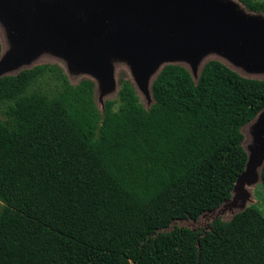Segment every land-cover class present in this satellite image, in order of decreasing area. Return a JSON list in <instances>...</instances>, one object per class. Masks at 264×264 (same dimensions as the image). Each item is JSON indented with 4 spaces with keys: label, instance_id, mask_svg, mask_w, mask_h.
<instances>
[{
    "label": "trees",
    "instance_id": "1",
    "mask_svg": "<svg viewBox=\"0 0 264 264\" xmlns=\"http://www.w3.org/2000/svg\"><path fill=\"white\" fill-rule=\"evenodd\" d=\"M237 1L264 14V0ZM119 85L100 110L92 81L72 84L56 64L0 77V264H264L255 205L203 233L159 231L230 199L264 80L218 60L194 80L169 63L148 108L129 81Z\"/></svg>",
    "mask_w": 264,
    "mask_h": 264
},
{
    "label": "rangeland",
    "instance_id": "2",
    "mask_svg": "<svg viewBox=\"0 0 264 264\" xmlns=\"http://www.w3.org/2000/svg\"><path fill=\"white\" fill-rule=\"evenodd\" d=\"M143 1L154 5L159 13L168 6L167 13H169L175 6L174 17L181 21L182 32L194 33L191 34L193 37L189 38V42L191 39L194 41V37L200 38V36H204L205 41L199 44L190 42L188 49H183L180 53L154 51L150 54L149 60L143 55L133 59L122 53L118 45L109 43L110 46L105 45L101 53L94 50L85 52L82 47L70 41L63 32L67 28L60 21H57L60 25L58 28L53 29L54 26H50L48 22L49 29L43 25L31 41H23L16 21L10 19L13 17L0 7L2 44L0 76L13 75L38 64H56L72 84L82 79L92 81L94 100L100 110L106 100L117 98L119 79L129 81L141 104L148 108L153 103L150 83L160 69L169 63L184 66L196 79L201 66L206 61L218 60L243 76L264 80V15L262 13L246 9L237 0ZM54 14L48 12L46 16L51 17ZM201 15H211V17L209 20L196 21ZM61 17L59 19L62 21L63 17ZM187 18L191 21H183ZM205 20L209 21L207 25ZM205 25L212 32L204 31ZM53 85L54 81L45 77L37 87L47 91ZM0 118H2L1 114ZM246 125L242 127L241 132L244 135L243 146L246 153L248 152L249 159L246 169L232 190L230 199L219 207L204 212L196 220L177 219L167 228L159 231H168L174 226H185L203 233L210 228V223L215 218L229 220L249 205H255L264 215V187L260 185L259 177L264 160V110Z\"/></svg>",
    "mask_w": 264,
    "mask_h": 264
},
{
    "label": "water",
    "instance_id": "3",
    "mask_svg": "<svg viewBox=\"0 0 264 264\" xmlns=\"http://www.w3.org/2000/svg\"><path fill=\"white\" fill-rule=\"evenodd\" d=\"M0 7L13 17H9L10 19L16 21L23 41H31L43 25L47 27L51 24L53 29L58 28L60 25L57 21H60L66 26L67 30L63 32L70 41L82 47L85 52L94 50L101 53L102 48L109 43L118 45L122 53L133 59L143 55L149 60L154 51L180 53L183 49H188L190 42L199 44L205 41V37L200 36L201 41L194 37V41L191 39L189 42L194 33L182 32L181 21L174 17L175 6L169 13V6L159 13L154 5L143 0H0ZM48 12L55 14L46 16ZM210 17L211 15H201L196 21L209 20ZM42 20L44 21L41 23ZM208 22L205 20L206 25ZM206 25L203 27L204 31L212 32ZM243 141L244 138L242 144ZM247 163L248 155L244 170ZM243 172L238 176L234 187Z\"/></svg>",
    "mask_w": 264,
    "mask_h": 264
},
{
    "label": "bare ground",
    "instance_id": "4",
    "mask_svg": "<svg viewBox=\"0 0 264 264\" xmlns=\"http://www.w3.org/2000/svg\"><path fill=\"white\" fill-rule=\"evenodd\" d=\"M249 159V158H248ZM247 166V165H246Z\"/></svg>",
    "mask_w": 264,
    "mask_h": 264
}]
</instances>
